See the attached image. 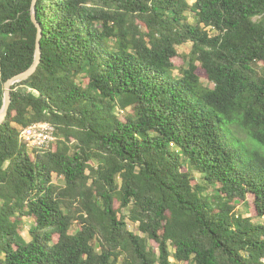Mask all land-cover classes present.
Listing matches in <instances>:
<instances>
[{"label": "trees", "instance_id": "16d2710c", "mask_svg": "<svg viewBox=\"0 0 264 264\" xmlns=\"http://www.w3.org/2000/svg\"><path fill=\"white\" fill-rule=\"evenodd\" d=\"M32 6L0 0V109L34 61ZM34 7L40 63L0 124V264H264V221L236 211L251 195L264 219V0ZM38 121L55 141L30 152Z\"/></svg>", "mask_w": 264, "mask_h": 264}, {"label": "rangeland", "instance_id": "374dc122", "mask_svg": "<svg viewBox=\"0 0 264 264\" xmlns=\"http://www.w3.org/2000/svg\"><path fill=\"white\" fill-rule=\"evenodd\" d=\"M190 2H192L193 0H189ZM190 46L191 44L190 43H186V44H183L181 46L178 47V56L173 58V63H174V70L172 72V75L175 76V77H179L180 76V71L179 69L181 67H185L186 66V61H185V55L184 54H187V52L190 50ZM197 73L200 75V80L201 82L204 84V85H207L209 87H212L213 84H211L210 82H208L205 78H204V75H203V72L201 70H198ZM238 134L240 135V137H245V134L241 133V132H238ZM28 150L30 152H33V149L31 148H28ZM193 174L195 175V178L198 179L199 182H203L200 175L198 173H196L195 171H193ZM54 181L55 182H58V183H62V181L60 179H57V178H54ZM208 193H211L212 192V188L211 187H208L207 188V191ZM236 211L241 214L242 216H247L249 218H251V220L255 223L257 222H262L264 221L263 218H259L256 216V213H255V210H254V206L252 205V196L251 195H248V204L246 203H240V204H237L236 206ZM121 212H125L124 209L121 210ZM126 224H127V227L130 231L132 232H135V233H138V234H141V232H139L138 228H137V225L132 223L131 221H129L128 219H126ZM31 225V222L29 219L25 218L23 220V227H22V236L24 237V239L26 241H28L30 239V235H29V227ZM149 244L153 247H155L156 245L152 242V241H149ZM175 264H186V263H183V262H179V263H175Z\"/></svg>", "mask_w": 264, "mask_h": 264}, {"label": "water", "instance_id": "95a60500", "mask_svg": "<svg viewBox=\"0 0 264 264\" xmlns=\"http://www.w3.org/2000/svg\"><path fill=\"white\" fill-rule=\"evenodd\" d=\"M36 0H33V6L31 9V18L32 21L34 22V24L37 27V35H36V43H35V53H34V61L31 64V66L29 68H27L26 70L16 74L15 76L9 78L5 83H4V96H3V103H2V107L0 109V124L4 121L10 103H11V86L17 82H20L22 80L27 79L30 75H32L38 64L40 63V59H41V44H40V39L42 37V29L40 27V24L38 23L37 19H36V10L34 7Z\"/></svg>", "mask_w": 264, "mask_h": 264}, {"label": "built area", "instance_id": "2783aa9c", "mask_svg": "<svg viewBox=\"0 0 264 264\" xmlns=\"http://www.w3.org/2000/svg\"><path fill=\"white\" fill-rule=\"evenodd\" d=\"M18 131L19 138L31 149H45L55 141V128L47 121H38L27 126H20Z\"/></svg>", "mask_w": 264, "mask_h": 264}]
</instances>
